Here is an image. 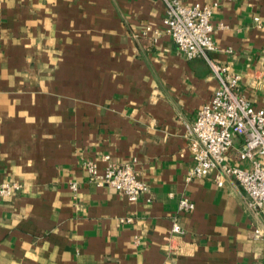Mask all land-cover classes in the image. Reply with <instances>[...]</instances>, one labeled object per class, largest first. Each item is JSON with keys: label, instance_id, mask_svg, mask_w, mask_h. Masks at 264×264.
<instances>
[{"label": "crops", "instance_id": "crops-1", "mask_svg": "<svg viewBox=\"0 0 264 264\" xmlns=\"http://www.w3.org/2000/svg\"><path fill=\"white\" fill-rule=\"evenodd\" d=\"M181 2L217 4L211 58L264 110V0ZM165 14L161 0H0V182L21 186L0 198V264H264V216L241 185L188 180L192 125L219 82L168 35L143 37ZM91 161L133 164L148 192L95 185Z\"/></svg>", "mask_w": 264, "mask_h": 264}, {"label": "built area", "instance_id": "built-area-1", "mask_svg": "<svg viewBox=\"0 0 264 264\" xmlns=\"http://www.w3.org/2000/svg\"><path fill=\"white\" fill-rule=\"evenodd\" d=\"M166 9L163 29L145 27L143 37L151 35L154 42L165 34L177 45L187 60L203 59L219 82L212 99L198 112L192 125L189 149L194 166L188 180L215 174L218 187H223L226 178H234L246 192L248 209L264 216V110L257 109L241 90L242 77L228 67L213 61L216 51L213 39L212 17L217 4L184 5L181 0H161ZM255 21L261 24L257 17ZM242 144L238 151V163L228 162V154L236 141ZM104 160L108 161V157ZM86 170L91 182L100 187H110L136 202L148 192V186L140 179L133 164L113 165L100 171L95 162H87ZM71 188L78 190L77 184ZM21 186L15 182H0V198H9L19 192ZM182 212L195 209L194 203L182 198ZM128 219L127 222H130ZM173 233H182L181 226L174 223ZM262 236L254 232L255 239Z\"/></svg>", "mask_w": 264, "mask_h": 264}]
</instances>
